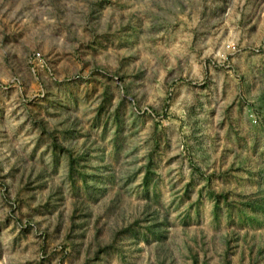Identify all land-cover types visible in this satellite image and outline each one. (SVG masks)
<instances>
[{
    "label": "rangeland",
    "instance_id": "obj_1",
    "mask_svg": "<svg viewBox=\"0 0 264 264\" xmlns=\"http://www.w3.org/2000/svg\"><path fill=\"white\" fill-rule=\"evenodd\" d=\"M0 264H264V0H0Z\"/></svg>",
    "mask_w": 264,
    "mask_h": 264
}]
</instances>
